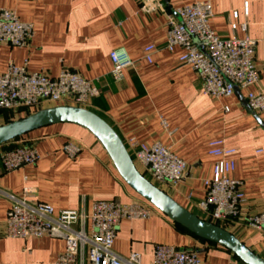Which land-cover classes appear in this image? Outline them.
<instances>
[{
  "label": "crops",
  "instance_id": "crops-1",
  "mask_svg": "<svg viewBox=\"0 0 264 264\" xmlns=\"http://www.w3.org/2000/svg\"><path fill=\"white\" fill-rule=\"evenodd\" d=\"M203 1L212 5L211 28L217 35L257 42V88L264 90V0H0V9L15 12L34 26L27 47L0 45V74L12 63L51 77L70 69L95 83L100 96L90 110L109 123L127 149L130 140L161 143L189 165L177 185L152 183L203 220L198 208L205 198L203 181L213 177L218 161L208 154L209 143L223 139L227 148L236 151L234 177L243 184L245 201L237 221L219 226L264 259V234L245 225L247 217L264 210V113L249 109L246 90L237 89L221 100L204 96L199 76L180 61L185 51L165 50L169 17L178 19V9ZM150 45L157 48L152 64L143 58ZM118 48H125L134 62L120 82L111 75L110 59ZM12 116L18 120L26 114L2 112L0 122L8 123ZM15 142L34 145L40 161L7 173L1 163L7 145L0 147L4 191L22 195L30 189L33 199L56 213L79 210L83 204L90 212L95 201H145L123 181L103 145L83 127L52 125ZM68 142L82 147L75 159L63 150ZM133 161L143 174L142 166ZM9 208V201L0 196V264H57L65 250L63 240L7 237ZM157 244L195 250L204 264H243L227 249L197 238L160 212L146 220H124L113 249L124 258L138 253L141 264H153Z\"/></svg>",
  "mask_w": 264,
  "mask_h": 264
},
{
  "label": "built area",
  "instance_id": "built-area-1",
  "mask_svg": "<svg viewBox=\"0 0 264 264\" xmlns=\"http://www.w3.org/2000/svg\"><path fill=\"white\" fill-rule=\"evenodd\" d=\"M248 8L245 15L248 16ZM169 17L165 50L176 48L185 51L180 61L189 65L202 82V94L215 100L227 99L237 89L246 90V102L255 114L264 113V90L257 88L260 74L256 64L257 42L250 39H224L211 28L212 5L209 1L197 2L176 11ZM237 17V14H235ZM237 24L232 28L237 29ZM244 30L247 25H242ZM34 36V26L21 21L17 13L0 9V45L25 48ZM157 52L155 45L143 51L144 60L152 64ZM113 78L120 82L124 71L134 62L125 48L111 52ZM100 96L97 85L70 69H63L58 77L33 73L26 67L9 64L0 74V113H25L57 107L74 106L90 110ZM229 112V108L225 109ZM162 126L168 131V123ZM16 141V140H15ZM12 141L1 153L5 172L10 173L25 166L36 165L40 156L34 147L24 142ZM128 152L143 168V176L156 184L177 185L183 181L189 165L175 155L170 147L161 143L145 145L135 140L128 143ZM64 152L72 159L78 157L82 147L68 142ZM235 150L229 149L223 139L209 143L208 154L217 158L213 177L203 181L205 198L198 205L206 221L227 225L237 221L245 201L242 182L234 177ZM30 189L15 195L0 189V196L7 199V237L13 239L53 238L63 240L65 250L57 264H141V255L119 256L113 249L118 228L124 220H146L159 211L146 201L130 204L95 201L90 212L83 204L79 210L60 211L32 198ZM245 225L264 234V210L249 216ZM153 264H204L196 251L173 246H154Z\"/></svg>",
  "mask_w": 264,
  "mask_h": 264
},
{
  "label": "water",
  "instance_id": "water-1",
  "mask_svg": "<svg viewBox=\"0 0 264 264\" xmlns=\"http://www.w3.org/2000/svg\"><path fill=\"white\" fill-rule=\"evenodd\" d=\"M57 124H74L88 130L103 145L123 181L138 196L174 223L203 241L227 249L243 264H264L262 257L250 251L229 231L197 217L145 178L137 169L116 131L91 110L57 106L0 125V147Z\"/></svg>",
  "mask_w": 264,
  "mask_h": 264
},
{
  "label": "rangeland",
  "instance_id": "rangeland-1",
  "mask_svg": "<svg viewBox=\"0 0 264 264\" xmlns=\"http://www.w3.org/2000/svg\"><path fill=\"white\" fill-rule=\"evenodd\" d=\"M18 118H20V117H18ZM15 119H17V117H14V116H12L11 118H10V121H15ZM7 122H0V125H4V124H6Z\"/></svg>",
  "mask_w": 264,
  "mask_h": 264
},
{
  "label": "trees",
  "instance_id": "trees-1",
  "mask_svg": "<svg viewBox=\"0 0 264 264\" xmlns=\"http://www.w3.org/2000/svg\"><path fill=\"white\" fill-rule=\"evenodd\" d=\"M10 122V121H9Z\"/></svg>",
  "mask_w": 264,
  "mask_h": 264
}]
</instances>
